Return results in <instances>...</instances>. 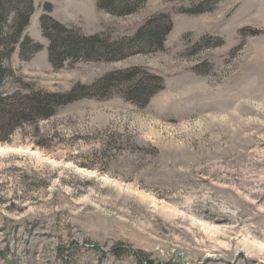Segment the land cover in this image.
<instances>
[{
  "label": "rangeland",
  "instance_id": "374dc122",
  "mask_svg": "<svg viewBox=\"0 0 264 264\" xmlns=\"http://www.w3.org/2000/svg\"><path fill=\"white\" fill-rule=\"evenodd\" d=\"M33 7L23 35L41 48L4 59L3 95L69 93L133 68L163 84L144 106L125 84L88 90L0 138V264H264V0ZM43 15L111 41L153 16L172 26L161 49L54 67Z\"/></svg>",
  "mask_w": 264,
  "mask_h": 264
},
{
  "label": "trees",
  "instance_id": "16d2710c",
  "mask_svg": "<svg viewBox=\"0 0 264 264\" xmlns=\"http://www.w3.org/2000/svg\"><path fill=\"white\" fill-rule=\"evenodd\" d=\"M8 1L18 2L20 8L6 5ZM145 0H98V6L116 15H126ZM6 3V4H5ZM9 6V7H7ZM20 6V5H19ZM49 5L46 6L48 11ZM33 0H0V87L9 75L3 61L19 44L21 54L38 50L41 45L28 35H23L33 13ZM172 23L168 15L151 17L131 38L111 41L101 35H82L78 31L66 28L49 15L41 17V29L48 40V60L54 67H60L67 59L78 57L104 58L111 60L125 56L128 52H147L161 49ZM126 48V49H125ZM126 85L125 96L139 106H144L157 93L163 84L160 76L147 73L138 68L128 71L109 73L92 86L79 85L69 93H51L41 90L30 91L27 95H3L0 90V138L8 137L16 128L26 122L45 119L56 109L68 102L86 96L88 90L108 95L111 87ZM85 94V95H82Z\"/></svg>",
  "mask_w": 264,
  "mask_h": 264
},
{
  "label": "bare ground",
  "instance_id": "6f19581e",
  "mask_svg": "<svg viewBox=\"0 0 264 264\" xmlns=\"http://www.w3.org/2000/svg\"><path fill=\"white\" fill-rule=\"evenodd\" d=\"M238 252L239 253H243V254H249V252L248 251H246V249L245 248H240V249H238Z\"/></svg>",
  "mask_w": 264,
  "mask_h": 264
}]
</instances>
